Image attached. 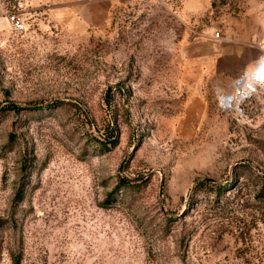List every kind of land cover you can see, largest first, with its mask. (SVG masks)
<instances>
[{
    "label": "rangeland",
    "instance_id": "1",
    "mask_svg": "<svg viewBox=\"0 0 264 264\" xmlns=\"http://www.w3.org/2000/svg\"><path fill=\"white\" fill-rule=\"evenodd\" d=\"M0 264H264V0H0Z\"/></svg>",
    "mask_w": 264,
    "mask_h": 264
},
{
    "label": "built area",
    "instance_id": "2",
    "mask_svg": "<svg viewBox=\"0 0 264 264\" xmlns=\"http://www.w3.org/2000/svg\"><path fill=\"white\" fill-rule=\"evenodd\" d=\"M8 23L14 31H22L24 29V23L17 11H12L7 15ZM217 36V35H216Z\"/></svg>",
    "mask_w": 264,
    "mask_h": 264
},
{
    "label": "trees",
    "instance_id": "3",
    "mask_svg": "<svg viewBox=\"0 0 264 264\" xmlns=\"http://www.w3.org/2000/svg\"><path fill=\"white\" fill-rule=\"evenodd\" d=\"M9 108L14 109L15 107L12 106V107H9ZM124 184H125L124 181H123V182H122V181L119 182V186H120V185H124Z\"/></svg>",
    "mask_w": 264,
    "mask_h": 264
}]
</instances>
